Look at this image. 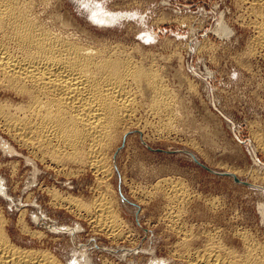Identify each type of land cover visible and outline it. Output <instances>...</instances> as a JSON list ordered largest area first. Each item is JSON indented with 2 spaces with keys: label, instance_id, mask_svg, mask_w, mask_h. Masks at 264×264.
Here are the masks:
<instances>
[{
  "label": "rangeland",
  "instance_id": "obj_1",
  "mask_svg": "<svg viewBox=\"0 0 264 264\" xmlns=\"http://www.w3.org/2000/svg\"><path fill=\"white\" fill-rule=\"evenodd\" d=\"M33 3V15L51 30L83 44L112 46L156 71L174 104L173 117L171 131H156L159 119L141 94L127 133L120 132L107 152L111 170L105 177L85 166L63 168L32 157L0 124V208L12 238L38 244L20 232L26 223L29 232L43 234V247L63 264H194L183 256L201 252L212 240L239 254L247 244L264 249V49L249 50L255 31L243 6L237 0ZM169 181L182 193L178 201L168 198ZM53 191L83 201L107 191L122 234L100 232L94 217L73 213L53 199ZM167 214L175 215L180 231L170 229Z\"/></svg>",
  "mask_w": 264,
  "mask_h": 264
},
{
  "label": "bare ground",
  "instance_id": "obj_2",
  "mask_svg": "<svg viewBox=\"0 0 264 264\" xmlns=\"http://www.w3.org/2000/svg\"><path fill=\"white\" fill-rule=\"evenodd\" d=\"M237 1L244 8L248 25L255 31L252 37L254 44H250L254 47L249 50L257 52V49H264V0ZM33 4V0H0V92L5 96L0 99V124L17 144L30 150L32 157L48 159L60 166H85L96 175L105 177L111 170L107 152L118 141L120 132L127 133L123 129L127 128L126 123L132 121L133 114L141 106V94L145 95L144 106L149 113L159 119L156 130L159 132H169L174 104L152 68L137 64L121 50L111 49L112 46L83 44L78 37L51 30L33 15ZM167 184L173 194L166 192L168 198L170 196L173 201L181 199L182 193L176 189V183L171 185L169 181ZM54 191L52 197L56 202L68 205L73 213L80 215L83 211L94 217L95 227L100 232L112 237L122 234L121 223L112 209L113 202L104 195L109 190L93 201L69 195L60 198L62 195ZM24 213L23 210L20 215ZM173 214H167L172 223L170 229L180 231V225L174 224ZM25 224H22L20 232L36 238L39 241L37 245L25 246L16 242L8 230L9 219L0 208V264H63L53 252L43 247L42 240H39L43 234L34 230L29 232ZM181 240V246L186 245L183 237ZM213 242H205L203 250L198 251L200 253L192 252L190 255L187 249L185 254L188 253L182 256L194 264H264L263 247L258 250L260 247L257 249L247 244L239 254Z\"/></svg>",
  "mask_w": 264,
  "mask_h": 264
},
{
  "label": "water",
  "instance_id": "obj_3",
  "mask_svg": "<svg viewBox=\"0 0 264 264\" xmlns=\"http://www.w3.org/2000/svg\"><path fill=\"white\" fill-rule=\"evenodd\" d=\"M192 160L198 164L199 166H201L202 168H204L205 170L209 171V172H212V173H215L214 171H212L211 169H209L208 167L204 166L203 164H201L196 158L194 155L190 154ZM219 175H222V176H229V177H232L233 181L236 182V183H239V184H244V185H249L248 183L246 182H242L240 180H238V178H236L233 174H229V173H218Z\"/></svg>",
  "mask_w": 264,
  "mask_h": 264
}]
</instances>
